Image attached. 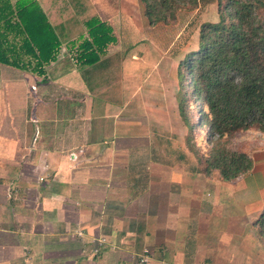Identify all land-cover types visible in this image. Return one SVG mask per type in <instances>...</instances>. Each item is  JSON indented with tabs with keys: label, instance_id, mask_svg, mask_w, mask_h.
Here are the masks:
<instances>
[{
	"label": "crops",
	"instance_id": "0c3cea01",
	"mask_svg": "<svg viewBox=\"0 0 264 264\" xmlns=\"http://www.w3.org/2000/svg\"><path fill=\"white\" fill-rule=\"evenodd\" d=\"M36 1L62 46L43 70L0 63V264H264V135L234 139L251 172L202 173L158 119L140 39L110 23L86 64L94 3Z\"/></svg>",
	"mask_w": 264,
	"mask_h": 264
},
{
	"label": "trees",
	"instance_id": "16d2710c",
	"mask_svg": "<svg viewBox=\"0 0 264 264\" xmlns=\"http://www.w3.org/2000/svg\"><path fill=\"white\" fill-rule=\"evenodd\" d=\"M139 1L151 27L176 23L182 11L216 5L219 21L202 24L198 48L186 52L179 65L180 110L185 115L186 101L196 100L201 106L194 124L208 127L215 137L188 141L202 173L219 172L223 180L232 181L251 172L254 158L243 142L230 145L229 139L264 135V0ZM87 26L91 40L79 56L94 64L115 37L112 27L96 15ZM61 46L36 0H0V63L43 70L57 60ZM185 122L191 125L186 117ZM256 226L264 237V210Z\"/></svg>",
	"mask_w": 264,
	"mask_h": 264
},
{
	"label": "rangeland",
	"instance_id": "374dc122",
	"mask_svg": "<svg viewBox=\"0 0 264 264\" xmlns=\"http://www.w3.org/2000/svg\"><path fill=\"white\" fill-rule=\"evenodd\" d=\"M50 1L55 4L62 2L73 4L79 1L81 5L87 6L86 10L94 3L98 14L90 9L91 11L88 10L83 14V18L87 19L96 15L108 25L110 23L114 25L116 37L126 35L129 42L132 37L140 39L142 50L139 51V57L140 59L145 57L142 71L146 73V84H154L156 85L155 90L159 89V92H155L159 95V105L155 108V112L159 115L158 119L165 122L164 124L168 125L169 129L171 128V133L174 131L176 135L183 137L185 142L191 139L198 142L203 139L205 142L208 139L207 136L210 137V141L215 140V137L209 134L208 127L204 130L200 124H194L198 121L197 107L200 105L196 100H187L185 115L181 114L180 105L183 92H181L178 71L186 52L198 48L202 24L219 21L216 5L207 7L209 10L203 7L199 10L182 11L178 13L176 23L151 27L144 16V8L139 0H43L48 3ZM87 29L79 30L82 36H90ZM114 45L117 43L109 49H114ZM70 47L69 45L68 49ZM185 117L191 125L186 124ZM229 142L230 145L237 143L232 138ZM208 143L210 148L212 144Z\"/></svg>",
	"mask_w": 264,
	"mask_h": 264
},
{
	"label": "built area",
	"instance_id": "2783aa9c",
	"mask_svg": "<svg viewBox=\"0 0 264 264\" xmlns=\"http://www.w3.org/2000/svg\"><path fill=\"white\" fill-rule=\"evenodd\" d=\"M147 261H148L147 257H144L141 259V263H143V264L146 263Z\"/></svg>",
	"mask_w": 264,
	"mask_h": 264
}]
</instances>
